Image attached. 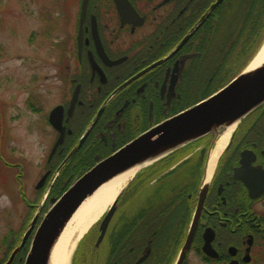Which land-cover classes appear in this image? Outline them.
I'll return each instance as SVG.
<instances>
[{
  "label": "flooded vegetation",
  "instance_id": "1",
  "mask_svg": "<svg viewBox=\"0 0 264 264\" xmlns=\"http://www.w3.org/2000/svg\"><path fill=\"white\" fill-rule=\"evenodd\" d=\"M250 1L126 0L120 10L116 0H88L81 26L84 0H78L67 79L61 76L68 88L46 117L55 138L36 189L50 195L65 173L62 188L68 189L144 132L228 84L234 57L247 61L236 55ZM57 106L64 138L51 156L62 135L50 120ZM220 138L214 142L211 134L145 165L120 191L113 218L118 228L132 230L130 237L119 235L135 242L132 264L147 251L139 264H176L203 195L188 255L194 250L208 264H251L264 253V103L234 127L209 171ZM209 229L211 255L204 250Z\"/></svg>",
  "mask_w": 264,
  "mask_h": 264
},
{
  "label": "rangeland",
  "instance_id": "2",
  "mask_svg": "<svg viewBox=\"0 0 264 264\" xmlns=\"http://www.w3.org/2000/svg\"><path fill=\"white\" fill-rule=\"evenodd\" d=\"M78 14V0L0 2V264L6 262L11 246L22 239L38 206L44 202L39 220L52 206L50 200L46 202V190L41 197L42 190L38 191L36 185L44 173L55 138L46 117L62 102V94L68 88L61 76L67 79L65 66L74 48ZM70 60L74 67V59ZM246 62L234 57L232 76ZM232 78L228 77V81ZM31 99L41 107L40 112L31 110ZM28 204L37 207L33 210ZM105 213L78 240L70 264H74L78 248L95 243ZM125 213H131L130 204ZM115 221L113 218L108 232L111 230L110 234L117 237L122 232L130 237L132 230L118 228ZM134 236L139 239V234ZM108 238L109 233L100 245L104 256L109 250ZM134 243L126 241L124 251L129 252L130 244ZM259 250L262 252L264 246ZM187 264L208 263L192 250ZM251 264H264V253L257 254Z\"/></svg>",
  "mask_w": 264,
  "mask_h": 264
},
{
  "label": "water",
  "instance_id": "3",
  "mask_svg": "<svg viewBox=\"0 0 264 264\" xmlns=\"http://www.w3.org/2000/svg\"><path fill=\"white\" fill-rule=\"evenodd\" d=\"M221 1L218 0L217 4ZM116 2L120 10L123 6L127 5L126 0H116ZM87 3L88 0H84L81 26L87 12ZM81 32L82 30H80L79 36L82 35ZM249 66L228 85L209 98L154 126L119 151L98 163L76 180L60 198H52V207L39 222V216L44 202L40 204L20 245L14 249L5 264H13L16 256L24 248L31 236V246L24 264H49L52 247L65 226L83 202L89 196L93 195L103 184L129 169L137 166H141L139 168L141 169L145 165L159 158L166 157L187 144L198 141L211 134L214 137V142H216L227 129L235 127L245 116L261 106L264 103V63L252 70L249 69ZM62 114V106H57L51 112L50 120L62 133L51 156L63 142L64 128H60ZM87 134L82 138L80 145L85 140ZM75 152L76 150L72 151L69 157L58 168L57 172H60ZM47 177L45 175L42 178L37 187L38 189L45 184ZM118 198L119 195L99 224V236L95 244L96 247L100 246L107 235L116 211ZM203 202L204 195L201 198L191 230L176 264L185 263L187 254L192 247ZM38 222L39 225L37 226ZM33 232L34 234H32ZM204 238V250L207 255H211L214 232L213 234L209 232ZM148 255L149 251L136 264H139Z\"/></svg>",
  "mask_w": 264,
  "mask_h": 264
},
{
  "label": "bare ground",
  "instance_id": "4",
  "mask_svg": "<svg viewBox=\"0 0 264 264\" xmlns=\"http://www.w3.org/2000/svg\"><path fill=\"white\" fill-rule=\"evenodd\" d=\"M263 63L264 45L249 69H255ZM233 129L234 127L227 129L221 136L216 152L209 163V171L213 170L216 157L223 150ZM140 167L137 166L117 175L99 187L93 195L83 202L55 241L50 253L49 264H70L72 253L83 233L110 208L120 191ZM72 223L75 224L72 225Z\"/></svg>",
  "mask_w": 264,
  "mask_h": 264
},
{
  "label": "trees",
  "instance_id": "5",
  "mask_svg": "<svg viewBox=\"0 0 264 264\" xmlns=\"http://www.w3.org/2000/svg\"><path fill=\"white\" fill-rule=\"evenodd\" d=\"M244 11L246 13L247 7L244 8ZM248 14V31L247 34H245V37L243 38V46L240 52L236 55V58H241L242 56H244L249 61L253 58V56L256 54V52L259 50L262 43L264 42V0L250 1L248 4L247 16ZM29 107L34 112L41 111V107L39 108L38 106H36L32 99L29 101ZM66 174L67 173H65L64 176L58 179L56 185H54V188L51 190L48 200L51 197L58 198L66 191L67 188H62V181L63 178L67 176ZM69 185L71 184L69 183L66 187H69ZM44 192L45 189L40 192L41 197L43 196ZM31 208L35 210L36 207ZM20 240L11 246L10 254L17 247V245H19ZM125 241L126 240L124 239V237L120 238L110 234L108 238L109 250L106 252L105 256L102 255L101 248H96L94 244H91L87 248L84 246L82 247V249L78 248L74 259V264H132L129 252L124 251L125 245L123 246V244L125 243ZM30 243L31 240H28L25 247L20 251V253L16 257L13 264H24V260L28 253Z\"/></svg>",
  "mask_w": 264,
  "mask_h": 264
}]
</instances>
